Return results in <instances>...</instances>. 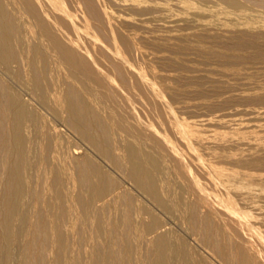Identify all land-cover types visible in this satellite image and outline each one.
<instances>
[{
    "label": "bare ground",
    "instance_id": "bare-ground-1",
    "mask_svg": "<svg viewBox=\"0 0 264 264\" xmlns=\"http://www.w3.org/2000/svg\"><path fill=\"white\" fill-rule=\"evenodd\" d=\"M165 1L162 2L161 0L160 2L158 0H0V264H264V259L260 256L259 252L256 251L259 248L254 249L251 244L246 243L247 240L245 241L243 235L242 236L240 235V233L243 234V232H241L242 231L241 227L242 224L245 222L244 219H246L248 214H244L242 216L240 214V216H238L239 214H237V210H236L237 207L235 208L234 206L236 202L235 203L231 201L225 202V200L224 201L220 200L218 201L219 203L216 204V208H214L213 205L209 206L210 204H207L205 200H203L207 197L206 195H205L206 197H204L203 195L204 197L203 199H200V197H198L199 199L198 202H193L189 200L190 199L189 196H191L193 192L191 190L193 189L190 190L191 194L190 195L188 194L189 195L187 196L188 199H186L185 196H183L182 194L183 192H181L182 187L180 188V186L178 185L179 183L178 184L175 183L176 185H174V186L178 185L179 186L178 189L164 187L165 184L163 185L162 183H160V181H158L157 178V172L159 170V166L156 157L157 156L160 157L159 156L160 153L159 155L156 154L158 151L156 152L155 150L156 157L154 158V156L148 155L146 154V152L144 153L141 148L139 149V147H141V145L144 144V141H141L143 142V144L139 141L140 138L139 136L137 140V143L138 141L139 143H141V145L139 144V147L135 146L134 143H132V140L131 142L118 143L117 145L119 147H117L116 149L121 150L124 153L121 156L117 155L116 153H114V147H112L113 145H111L113 141H116L117 136L114 140L111 139L112 137L110 136V131L106 127L108 122L105 121V119L106 118L108 119V117H105V119L102 121L100 119L103 118L102 116H105L104 113L103 115L101 114L102 113L101 111H103L101 104L105 98L110 99L113 97V95L115 97L120 92H124V91L127 92L128 89L130 90V87L132 86L131 85L132 78H139L137 77L138 76L137 72L139 73V71H142L143 76H145L144 70L141 69L142 67H139V65L138 67H136V65H134L132 62L136 60V59L133 60V57H135L134 55L136 53H139L143 57L152 55L154 58L161 60V62L165 66L172 68L176 67L181 69L182 71L183 68H181V59L178 57L180 56V54L178 55L176 51H173L175 50L173 48H171V50L169 49V46L173 47L174 45L171 43L172 44L171 46L170 42L168 41V40L171 41V38H173L171 36H178V35L180 36L181 34H185V33L195 36L197 38L199 45V46L197 45L196 48H199L198 50L201 52L202 57H206V58L210 57L212 59L214 58L220 62V66L221 65L224 66V69H219V71L216 73L217 75L219 74V76L225 75V77L226 76L229 77L230 75H232L233 77L234 75L241 73L242 70L244 71L245 70L244 65L246 64L256 65V63H263L264 65V18L263 19L261 18L260 21L262 22L260 23L256 21L259 23L256 24V22L252 21L253 18L251 17V15L250 17L249 16L247 17L246 14L247 18L243 16L245 17L246 20L237 23L235 22L237 18L235 21H233L234 19L233 17H232L233 19L232 18L228 19V17H231L232 15L230 16L229 13L224 12L225 14L224 17L221 16L222 18H224L223 21L221 18H219L220 15H222V12H220L221 13L220 15L217 14L219 12L218 8H216L217 10H214L215 7L213 9H205V7L207 5H210V3H207V5L205 4V7L203 5V8L202 7L200 8V5H202L200 3L202 2L199 1L198 4L199 7H198V5L195 6V3L194 5L192 4L194 1L192 3H187V0H182L185 3L181 4L182 5L181 8L185 12L184 13L182 12L183 14L177 16L174 15L173 17L169 15V13L171 14L173 12V11L169 12L171 11L169 10L170 2L167 1L168 3L167 2L166 3L168 5H166V3H164ZM172 1H173L171 2L172 4L171 3L170 4L173 6L175 3L174 0ZM175 1H180V0H175ZM206 1L209 2V0ZM212 1L214 2V0ZM216 1L223 2L224 4L222 5V7H226L224 6L225 4L227 6H230L231 7V8L229 7L230 10L232 8L233 9L235 8L237 10L245 8L243 10L247 12L249 10L246 9V6L252 4L264 8V0H219V1L216 0ZM178 6L176 7L177 9ZM220 6L221 5H217V7ZM212 7L208 6V8H212ZM176 8H171V9L174 10ZM175 12L177 11L175 10ZM262 12L264 14V11ZM174 13H172V15ZM199 13L209 17L214 16L215 18L212 17L213 19H208V17L206 18V16H204L206 19L204 18L198 19L197 18L198 15H200L201 17L203 16ZM249 13L250 12H248V14ZM251 14L254 15L255 13H251ZM263 14H260V16ZM217 15H219L218 18ZM258 17L257 18L254 17V18L258 19ZM153 21L156 22L155 24L158 25V27L162 28L163 30L165 29L167 33L161 36H159L158 34L157 36L151 34L155 29L154 26H156V25H152L154 28L152 30L151 23ZM184 23H186V25L187 23L190 24L187 26L192 25L194 31L181 32L182 30V28H180L181 24H183V26L181 27L186 28L184 26ZM186 29H185L186 31L191 30V29L188 30V28ZM174 38L177 39V37ZM159 40L160 41L163 40L164 42L161 43L162 41L159 42ZM165 42H167L168 44H165ZM174 42H176V40ZM176 43L178 44L179 42ZM174 46H175L174 48H177L176 44ZM145 47L146 48L153 47L154 49H157V53H159L158 50H161V52H163L164 50H168V53L170 51V55H167V53L166 55L164 54L157 55L154 54L155 51H153L152 49L151 52L149 51V53H147V51L144 49ZM178 53L180 52L178 51ZM201 54L199 53V55ZM136 58L139 59L140 57L137 56ZM187 58L189 57L187 56ZM156 59L155 60L152 59V60L156 61ZM144 60H142L143 64L145 62ZM138 64H142V63H138ZM162 67L159 66V68L163 69ZM125 70L128 71L127 73L128 75L127 74L126 75L127 77L130 75L129 78L131 80L127 79L126 76L124 77V74L127 72ZM210 70L213 69L210 68ZM249 72L250 71H248V73ZM122 73H124L123 76ZM163 76L165 77L166 75L164 74ZM167 76H169V74H167ZM173 77L176 78L175 76ZM232 77L230 78L231 80ZM258 77L262 78L261 76ZM194 78H195V82L198 83L199 86L205 82L202 77H195V74H194ZM236 78L235 81L237 82ZM250 78L251 79L249 81L251 82L249 83V81L247 80L248 85L246 84L247 87L249 86V84L250 87H252V90H250L251 88L249 89L250 92L248 93L245 92L239 97H236L235 95L234 97H230L233 96V94H230V96L228 97V95L226 96L225 94V98L226 97L228 98L226 99L224 98V101L223 100L221 101L229 104L228 102H230L231 99H232L231 101H233V99L235 100V98H239V100L241 101L255 100L261 103L263 102L262 103L263 106L262 105L259 106L257 108L258 110L255 108V110L258 111L257 112L258 119L259 118L263 119L264 116V82L263 81L264 80L262 82H258L254 74H252ZM260 78L258 79L260 80ZM146 79H148V77ZM135 80H136L135 82L138 81V79ZM165 80L164 82L169 81V80L166 81ZM228 80L227 82H225L226 80L223 81L218 76L216 77L208 76L207 81L208 83L212 82L213 85L211 83L209 84L214 86L215 91L220 92L222 90L227 89L228 87L230 90V86L232 85L228 84L229 83ZM241 82L238 81L240 85L243 84ZM112 83L117 87V91H114L115 92L114 94L109 93L107 88L108 84L111 85ZM134 83L133 85H135ZM141 83L142 81L138 83L140 85L137 84L139 88L142 85ZM145 84L148 85L147 83ZM196 86L198 85L196 84ZM133 87L131 88V90L133 89ZM169 87L171 86L169 85ZM111 89L112 88L110 87L109 90ZM182 89H184V87ZM239 89L241 88H238V90ZM139 90L142 91L141 89ZM139 90L137 89V91ZM151 90L154 92V90L157 89L154 88V90L153 89ZM159 91L160 90L158 89V92ZM212 91H213V87H212ZM133 93L135 92H132L130 94L133 95ZM145 93L146 92H143V95ZM148 93H146V95H148ZM155 93H152L150 95H153ZM221 93H223V91ZM224 93L220 96H224ZM126 94L128 97L131 96L130 94L128 95V93ZM136 94L137 93H135L130 98L132 99L134 96L136 98V96L138 95ZM140 95L142 97V93H140ZM160 95L162 97L161 98L162 100L160 99V101H163L164 99V97L162 96L163 93ZM214 95H216V93ZM154 96L156 95H153L152 98H154ZM117 97L115 98L117 99ZM156 97H160V96H156ZM142 98H145L146 100V96ZM148 98H150V96H148ZM175 99H177V97ZM117 100L121 101L122 99H120L119 97V99ZM173 101L175 103L176 100ZM252 102L253 101H250V103ZM139 103H141V101L138 102V104ZM210 103L209 106H212L210 105ZM243 103L244 101H242V105ZM122 104H124V102ZM134 104L132 103L131 105ZM221 104L222 103H220V105ZM227 104H223V105L227 106ZM258 104L260 105V103ZM232 105L234 106L235 104ZM255 105L257 104L255 103ZM124 107H125L124 109H130V108H126V105H124ZM132 108L135 107L132 106ZM108 109H106V112ZM115 109L114 112H116ZM139 110L141 111V109ZM161 113L159 114L161 115ZM253 113L255 112H252L251 116L253 115ZM257 113L255 114L257 115ZM133 114L135 116L136 111L135 113L133 112ZM137 116L138 117H135L136 120L139 118V115ZM168 116L166 117L167 119L170 118V117L168 118ZM255 117H251V119ZM112 118L113 116L111 117V120L116 119L117 117L113 119ZM234 118L235 117L233 116V119ZM142 119L143 118H141L140 120L141 122L144 123L145 121L144 119L142 121ZM205 119L207 118H204L203 120ZM111 120L109 122L114 121ZM118 120H119V116L117 118V121ZM221 120L223 121L222 118ZM103 121H105L106 124ZM167 121H169L170 125L171 124L174 125V123L176 122V120L174 122L173 119L171 123L170 120ZM207 121H208L207 123L209 124V122H214V121L220 122V119L218 118L207 119ZM222 121L221 123L225 124ZM124 122H125L124 126L126 127L127 123L126 121ZM179 122H180V118H179ZM177 123L178 122H176V124ZM180 123L182 124V122ZM183 123L186 124V122ZM216 123L218 124V122ZM117 124L118 123L116 122L115 126ZM136 124H133V126L135 127ZM228 124L229 123H227V125ZM236 124L238 125V122ZM190 125L191 124H189V126ZM119 126L120 125L118 124V127ZM130 126L132 125L130 124ZM180 126L182 125L179 124L178 127ZM241 126H243V124ZM247 126H249V124H247ZM182 127L184 128L185 125ZM182 127H180V129ZM205 127L208 128L209 126L208 127L205 126ZM224 127L226 126H223V128ZM120 128L121 127H119V129ZM228 128H230L229 125ZM236 128L240 129L239 127ZM242 128L243 127H241V129ZM245 128L243 129L246 132L247 130H245ZM248 128H250L253 131V129L250 126ZM134 129L137 130V127H135ZM131 130H133V128ZM145 130L146 128L144 129V132H146ZM173 130L171 128V132ZM120 131H121L120 133L121 135L124 129L123 130L120 129ZM127 131L129 130L127 129ZM186 131L184 128L183 132L185 133ZM192 131L197 132V130H192ZM139 132H142L141 135L143 136L144 133L142 128L141 131ZM157 132H160V130L159 131L157 130ZM226 132L228 131H224V133ZM153 133H155V131ZM161 133L163 134V132ZM250 133L252 134V132ZM155 134L154 135L151 134V135L155 137L158 133L156 135ZM171 134L173 136L174 133ZM190 134L191 132L188 133V135ZM146 135L147 133L144 134V136ZM165 135L167 134H165L164 132V136L162 135L164 139H166ZM179 135L180 134H178V136ZM181 135L183 136V134ZM194 135L196 134H193V136ZM241 135H242L241 137H243L244 134ZM178 136L175 137L178 138ZM213 136L223 139V137H227L228 135L216 133L215 131ZM254 136L255 135H253V137ZM196 137L197 136H195L194 139H196ZM188 138L192 139L190 137ZM153 139H157V138H153ZM194 139H192V141ZM243 139H245L243 141H246V138L243 137ZM158 140L160 141V139H157V142ZM255 140L257 141L259 139H255ZM260 140L263 139L260 138ZM190 141L191 140H189V142ZM151 142L153 143L152 140ZM249 142L253 143V140L251 141L249 140ZM191 143L192 142L188 144L190 145ZM213 143L215 145L214 141ZM230 143L232 142L230 141ZM235 143L233 144V146L235 145ZM146 145L147 144H145V147H148V149H150L149 146ZM155 145H158V143ZM219 145H221L220 142ZM243 145L247 146L248 143L246 145L245 144ZM163 146L162 147L160 146V148L163 149L164 148ZM174 146L176 147V145H173L172 143V147ZM226 146L228 147V145ZM250 146L248 145V149ZM262 146L264 147V144H262ZM203 147H205V145ZM169 148H171V146ZM177 148L174 150L176 151ZM198 148L200 149L201 147L199 146ZM164 149L163 151L169 150L167 148L166 150ZM210 150L211 149L209 148V153L211 152ZM233 150L234 149H232V151ZM239 150L241 151V149ZM232 151H230V153H232ZM235 151L234 153H239ZM150 152H152V149ZM251 152L252 151H250V153ZM202 153L203 151L201 152V154ZM167 154H163L166 155L165 160L167 159V157L168 159H170L171 155H173V154H169L170 156L169 157ZM177 154L180 153L178 152ZM254 155H257V152L256 154L254 153ZM173 156L176 157L175 154ZM231 158L233 159V157ZM163 159L164 158L160 159L161 162L159 161L162 166L161 169L166 167L164 165L165 163ZM173 159L170 160L173 161ZM217 159H215V161ZM225 159H226V155H225ZM260 159L261 158H259L258 160L256 159L257 161H259V163L257 164L258 166H260L262 160ZM177 160H174L173 163H176L175 161ZM227 160L224 161L226 162ZM246 160L247 163L250 164L248 162L249 159ZM217 161L220 162L219 160ZM236 161L238 162V160ZM162 162L164 164H162ZM218 162L217 164L219 166V164L223 161H221L220 163ZM240 162L238 163L240 164ZM173 163L171 162L172 164L171 166L175 168V165L178 163H176L175 165H173ZM220 165L223 166V164ZM250 166L253 165L251 164ZM179 167L180 165L178 166L177 169H179ZM223 167L221 169H223ZM109 169L113 171L114 169L119 170L124 175V177L122 176L123 183L118 182L119 180H117V178H114L111 175ZM237 169L235 171H237ZM162 170L160 172H162ZM166 171L167 169H165L164 172ZM169 171L167 172L171 173L172 170L169 169ZM39 172L40 173L42 172L43 175L40 174ZM164 172L163 174L164 176H166L165 174L167 173ZM180 172L182 174V171ZM180 172L179 175H181ZM218 172L220 173V171ZM237 172H239V169ZM38 173L44 176V178L43 177L39 178L41 182L43 180L42 183H38V176H37ZM190 173L192 172L190 171ZM190 173L187 174L191 175ZM227 173L228 171L226 172V174ZM172 174L174 175V173ZM183 174H185L184 177H186V173L183 172ZM204 174L205 173L203 172V175ZM226 174L222 173V175H225V177L224 176L222 177H224L225 179L224 178L223 179L226 182H228L229 179L227 180L228 176L226 178ZM233 176L236 175L233 174ZM179 177L181 178V176ZM238 177H241V175ZM196 180H194L195 183L192 181L191 182L194 183L195 185L197 182ZM262 180H264V178ZM230 181H234V180L231 179ZM161 184L163 185V188H161L162 186ZM199 184L200 183H198V185ZM198 185L196 184V186ZM246 185L245 184L244 186L238 185L236 188L238 189V191H240V193L245 192L247 194V192H249L250 194L251 192L253 193L252 194L253 196L251 197L249 195L243 194L242 200L240 199V197H238V199L241 200L240 202H242L243 204H249L251 205V207L258 206L264 208V189L263 190L261 189L262 184L256 185L258 187H253V186L247 187ZM190 186L192 185L190 184ZM190 186L187 188H190ZM201 188L205 189L203 188V186H201ZM196 189L198 191L201 190L198 186V188L194 189L195 193L198 192ZM233 189L231 191L235 193L234 191L235 189L234 190ZM186 190L188 191V189ZM201 192H203V190ZM201 192H198V194ZM202 194L205 193L203 192ZM195 195L197 196V194H194V196ZM194 196H191V199H193ZM253 198H255L256 200ZM207 200L208 197L206 201ZM231 200L233 201V197ZM262 216H264L263 209L261 212H258L257 210L256 214L254 215L256 219H260V220ZM189 220H193L194 222L197 221L199 223L198 225L201 224L202 226L201 229L203 228L204 230V232L201 233L202 234L204 233L205 235L203 237L202 234L201 235L199 234L201 237H203V239L201 240V238L200 237L199 238L201 241H203L204 244L207 245L208 248H210L209 249L211 250V252L209 251L210 253L206 251L207 250L206 247H205L206 249L202 247L203 250L200 248V251L197 250L196 248L194 249L189 242L190 238L187 237L189 235L187 236L185 235L188 239H184L183 237L181 238V236H179L180 234L183 233H180L178 235L179 231L177 230L182 227H179V225L176 224L175 222L179 221L184 223ZM249 221L250 220H248V222ZM190 223L191 222H189V224ZM174 225L176 227H174ZM186 225H184L183 227L185 228ZM255 226H257V224ZM170 227H172L173 230L170 229ZM189 227L190 226H188V228ZM191 227H194L193 224L191 225ZM199 227L197 228L199 229ZM197 228L195 229L196 231L198 230ZM192 230L194 232V228ZM192 230L191 231L188 230V234L189 232H191L192 235L194 233H197V232L193 233ZM257 235L256 238H258ZM261 237H263V235ZM197 238H195V240ZM250 238L254 239V237L251 236ZM261 239L264 240V238ZM260 240L259 242H261Z\"/></svg>",
    "mask_w": 264,
    "mask_h": 264
},
{
    "label": "rangeland",
    "instance_id": "rangeland-1",
    "mask_svg": "<svg viewBox=\"0 0 264 264\" xmlns=\"http://www.w3.org/2000/svg\"><path fill=\"white\" fill-rule=\"evenodd\" d=\"M158 1H160L161 2V0H158ZM163 1H165V0H162V2ZM173 2L172 0H166L164 3H166V2ZM194 1V2H193ZM197 1V2H196ZM199 1L200 2H202V3H200V4H202V5H200V8L202 7L203 8V5H204V7H205V4L207 5V3H210V5H207L206 7H205V9H213L214 7H215V9L214 10H217L216 8H218V13L217 14H221L220 12H222V15H220V17L219 18H221L222 20L224 19V18H222V17H224V12H227V13H229V15L231 16V17H228V19H230V18H232L233 19V21H235L236 20V18H237V20L235 21V22H237V23H240V22H242V21H244V20H246L245 19V17H246V14H247V17L249 16L250 17V15H251V17L253 18L252 19V21L253 22H256V21H258L259 23L260 22H262V21H260L261 20V18L263 19L264 18V14H263V12L262 11H264V8H262L261 6H255V5H247L246 6V9H248L249 11H247V12H245V10H243V9H245V8H243V9H239V10H237V9H231L230 10V6H227L226 4L224 5V6H226V7H222V5L224 4L223 2H220L219 0V2H217L216 0H214V2H216V3H218V4H216V3H214L212 0H209V2L208 1H206V0H204V1H202V0H187V3H192L193 5H194V3H195V6L196 5H198L199 4ZM206 1V2H205ZM212 1V2H211ZM167 2V3H168ZM179 2V3H178ZM182 2V3H181ZM166 3V5H168ZM169 3V6H170V9H169V6H168V9L169 10H171V11H169V12H172V13H174L175 12V10L178 12V14H177V12H175L173 15H172V13L170 14L169 12V15H171V16H173L174 17V15H180V14H183L185 11L181 8L182 7V5L181 4H183V3H185L184 1H182V0H180V1H175L174 0V5L172 6L171 4ZM204 3V4H203ZM211 3H214V4H211ZM221 3V4H220ZM179 5V6H178ZM181 5V6H180ZM217 5H221L220 7H217ZM172 6V7H171ZM178 6V9L176 8ZM208 6L209 7H212V8H208ZM250 6V7H249ZM198 7H199V5H198ZM230 7V8H229ZM171 8H176V9H171ZM179 8H180V10H182V11H180L179 10ZM224 8V9H223ZM260 8V9H259ZM261 9H263V10H261ZM221 10V11H220ZM225 10V11H224ZM242 12H241V11ZM238 11H239V13H238ZM256 11H257V13H260V12H262V13H260V14H263V15H261L260 16V14H257L256 13ZM260 11V12H259ZM180 12V13H179ZM183 12V13H182ZM232 12H234V13H232ZM248 12H250L249 14H248ZM231 13V14H230ZM239 15H237V14ZM251 13H255L254 15H256L257 17H258V15H259V17H258V19H255V18H257L256 16H254V15H252ZM199 14H201V13H199ZM235 14H236V16H235ZM245 14V15H244ZM201 15H203L202 17L200 16V15H198V19H202V18H204V19H206L207 17H208V19H213V18H215L214 16H206V15H204V14H201ZM219 15H217V18H218V16ZM242 15V16H241ZM204 16H206V18L204 17ZM222 16V17H221ZM243 16H245V17H243ZM255 18H254V17ZM201 17V18H200ZM241 17H242V19H241ZM246 17V18H247ZM240 18V19H239ZM203 19V20H204ZM255 19V20H254ZM224 21V20H223ZM258 22H256V24H259ZM154 23V24H153ZM156 22H152L151 23V27H152V30L154 29L153 28V26L152 25H156L155 24ZM187 25H190L189 23H187ZM186 25V23H184V26L186 27V28H188V30H190V31H186L187 29L186 28H184V27H181V26H183V24H181V26H180V28H182V30H183V28H184V30L182 31L181 30V32H193L194 31V28H192V25L191 26H187ZM155 27V29H156V31H155V29L153 30V32L151 33V34H154V35H156L157 36V34L159 35V36H161V35H165L167 32L165 31V29L163 30L162 28H160V27H158V25H156V26H154ZM191 27V28H190ZM186 29V30H185ZM159 33H158V32ZM164 31H165V33H164ZM155 32V33H154ZM186 37H185V36ZM187 36H190V37H187ZM193 35H191V34H181L180 36L178 35V36H171V37H173V38H171V41L170 40H168L169 42H170V45L172 46V44H176L177 45V48H174L175 46L173 45V47H170L169 46V49L171 50V48H173V49H175V50H173V51H176L177 52V54L179 55L180 54V56H178L180 59H181V68H183L182 69V71H181V69H179V68H176V67H168V66H165L162 62H161V60H158V59H156V58H154L152 55V57L149 55V56H142V55H140L139 53H136L134 56L135 57H133V60L134 59H136V60H134V61H132L133 62V64L134 65H136V67H138V65H139V67H142L141 69L142 70H144V75L145 76H143V72L142 71H139V73L137 72V74H138V76L137 77H139V78H132V86L130 87V90L128 89L127 90V92H120L119 94H117L115 97H117V96H119L120 97V99H122L121 101L120 100H117V99H119V97H117V99L114 97V95H113V97L112 98H110V99H107V98H105L104 99V101L102 102V110L103 111H101L102 113V115H103V113H104V115L105 116H102L103 118H100L101 119V121L102 120H104L105 119V117H108V119L106 118L105 119V121L106 122H108V124L106 125V127H107V129L110 131V136L112 137L111 139L112 140H114L115 138H116V136H117V138H116V141H113L112 142V144L111 145H113L112 147H114V153H116L117 155H119V156H121L124 152L123 151H121V150H117L116 148L117 147H119L117 144L118 143H123V142H131V140H132V143H134V145L135 146H137V147H139V144L141 145V143L143 144V142H141V141H144V146L143 145H141V147H139V149L141 148L142 150H143V152L145 153L146 152V154H148V155H151V156H154V158L156 157L155 155L156 154H158L159 155V153H160V157H156V159H157V162H158V166H159V170H158V172H157V178H158V181H160V183H162L163 185L165 184V186L164 187H170V188H172V189H178L179 188V186H180V188L182 187V189L185 191L186 189H188V191L186 190L185 192L181 189V192H183L182 194H183V196H185V198L186 199H188L187 198V196H189L190 194H191V191H195L194 189L195 188H198V186H199V188L201 189V190H197L198 192H201L202 190H203V192L205 193V194H202L203 192H201V193H199L198 194V192H194V194H197V196L195 195L194 196V194H193V192H192V194H191V196H194L193 197V199H191V196H189V200H191V201H193V202H198L199 201V199H198V197H200V199H203L204 197H208V200L206 201V199H207V197L205 198V199H203V200H205V202L207 203V204H210L209 206H211V205H213V207L214 208H216V204H218L219 202L218 201H220V200H222V201H224L225 200V202H236L235 203V208H236V210H237V214H239L238 216H240V214H241V216L242 215H244V214H248L247 215V217H248V219H247V217H246V219H244V225L242 224V231L241 232H243V234H241L240 233V235L242 236L243 235V237H244V239H245V241L247 240V242L246 243H248V244H251L252 245V247L255 249H257V248H259V249H257L256 251L257 252H259V254H260V256L264 259V251H262V250H264V240H262L261 238H264V216H262L261 217V220L260 219H256L255 217H254V215L256 214V212H257V210H258V212H261L262 211V209L264 210V208L263 207H258V206H253V207H251V205H249V204H243L242 202H240L243 198V194L244 195H249V196H253L252 194L253 193H251L250 192V194H249V192H247V194L245 193V192H241L240 193V191H238V189L236 188L238 185H241V186H244V184L247 186V187H251V186H253V187H258V186H256V185H261L262 187H261V189L263 190L264 189V180H262L263 178H264V147L262 146V144H264V121H263V119H264V116H263V119L262 118H259L258 119V107L259 106H263V102L261 103V102H258V101H255V100H242V101H244V103H243V105H242V101L241 100H239V98H235V100L233 99V101H231L230 100V102H228L229 104H227V103H224L223 101H224V98H225V94H226V96L228 95V97L230 96V94H233V96H230V97H234V95L236 96V97H239V96H241L243 93H248V92H250V90H252V87H250V84H249V88L247 87V85H248V81L251 79L250 77H251V75L252 74H254L255 75V78H256V80L258 81V82H262L263 80H264V65H263V63H256V65L255 64H246V65H244V71L242 70H240L241 71V73H238L237 75H234L233 77H232V75H230L229 77H225V75H221V76H219V74L217 75L216 73L219 71V69H224V66L223 65H221L220 66V62L218 61V60H216V59H212V58H210V57H202V54H201V52L198 50L199 48H196L197 47V45H198V41H197V38L195 37V36H193ZM174 37H177V39L176 38H174ZM179 38H181V39H179ZM176 40V42H179L178 44L176 43V42H174L175 40ZM179 39V40H178ZM182 39H185V40H182ZM195 39V40H194ZM173 40V41H172ZM194 40V41H193ZM162 41V42H161ZM159 40V42H161V43H163L164 41L163 40ZM186 42V43H185ZM189 42H190V44H189ZM172 43V44H171ZM189 44V46H188V44ZM165 44H168L167 42H165ZM192 44H194V45H192ZM191 45V46H190ZM149 46V45H148ZM148 46H146V47H148ZM182 46H184V47H182ZM187 46H188V48H187ZM193 46H195V47H193ZM199 46V45H198ZM144 48L146 51H147V53H149V51L151 52V49L153 50V51H155V53L154 54H157V55H162V54H164V55H166V53H167V55H170V51H169V53H168V50H164L163 52H161V50H158L159 51V53H157V49H154L153 47L152 48ZM190 47H192L193 48V50H192V48H190ZM150 49V50H149ZM177 49V50H176ZM184 49H185V51H184ZM197 49V50H196ZM187 50V51H186ZM189 50H190V52H189ZM197 52H195V51ZM178 51L180 52V53H178ZM183 51V52H182ZM193 52H195V53H193ZM201 54V55H199V53ZM182 53V54H181ZM188 53H190V54H188ZM192 53V54H191ZM195 54V55H194ZM197 55V56H196ZM137 56H139L140 58L138 59V58H136ZM187 56L189 57V58H187ZM143 57V58H142ZM186 57V58H185ZM210 58V59H209ZM140 59H142V60H144L145 62H144V64L146 65H144L143 64V61L142 60H140ZM152 59H156V61H153ZM197 59H198V61H197ZM152 61V62H150V61ZM196 60V61H195ZM201 62H200V61ZM206 60V61H205ZM142 61V62H141ZM182 61H183V63H182ZM149 62H150V64H149ZM205 62H207V63H205ZM215 64H218V65H215ZM138 63H142V64H138ZM152 63V64H151ZM155 64V65H154ZM184 65V67H183V65ZM191 65V66H189V65ZM199 64V65H198ZM141 65V66H140ZM158 65V66H157ZM163 67H162V66ZM262 65H263V67H262ZM143 66H145V67H143ZM159 66L160 67H162L163 69H161V68H159ZM192 66H193V68H192ZM198 66H200V67H198ZM204 66H206V67H204ZM210 66V67H209ZM249 66V67H248ZM158 67V68H157ZM202 67V68H201ZM204 67V68H203ZM172 68V69H171ZM210 68L211 69H213V70H210ZM216 70H215V69ZM257 68H259V69H257ZM261 68H263V69H261ZM156 69V70H155ZM166 69H167V71L169 70V69H171V70H169L170 71V73H169V71L167 72L166 71ZM175 69V70H174ZM148 70V71H147ZM174 70V71H173ZM180 70V71H179ZM208 70V71H207ZM247 70V71H246ZM256 70V71H255ZM125 71H127V70H125ZM147 71V72H146ZM163 71V72H162ZM178 71V72H177ZM248 71H250L249 73H248ZM253 71V72H252ZM258 71V72H257ZM124 72V71H123ZM175 72V73H174ZM177 72V73H176ZM193 72V73H192ZM210 74H209V73ZM260 72V73H259ZM125 73V72H124ZM124 73H122V76H123V74ZM128 73V71L124 74V77L126 76L127 77V74ZM162 73H163V75L165 74L166 76L164 77L163 75H162ZM181 73V74H180ZM243 73H245V74H243ZM246 73H247V75H246ZM127 74V75H126ZM142 74V75H141ZM167 74H169V76H167ZM194 74H195V77H202L203 79H204V83H205V86H204V83L203 84H201L200 86H199V84L198 83H196L195 82V78H194ZM216 74V75H215ZM159 75H161V76H159ZM198 75V76H197ZM239 75V76H238ZM244 78V79H246V80H244L241 76ZM262 75H263V77H262ZM142 76V77H141ZM148 77V79H146L147 77ZM151 76V77H150ZM173 76H175L176 78H174ZM208 76H218L219 78H221L223 81H225V82H227V80H228V78H229V83L228 84H230V85H232V86H230V90H229V87L227 88V89H225V90H222L223 91V93H224V96H220V95H222L223 93H221L222 91H220V92H217V91H215L214 90V86H212L213 85V83L212 82H209V83H211L212 85H210L209 83H208ZM236 76H237V78H236ZM245 76V77H244ZM258 76H261L262 78H260V77H258ZM120 77V76H119ZM130 75L127 77V79H129V80H131L130 78ZM145 79H144V78ZM155 77V78H154ZM179 77V78H178ZM183 77V78H182ZM188 77H189V79H188ZM191 77H192V79H191ZM232 77V80L230 79ZM247 77V78H246ZM249 77V78H248ZM142 80H141V79ZM163 80H162V79ZM187 80H186V79ZM235 78H236V80H237V82L235 81ZM241 79V81H240V79ZM258 78H260V80L258 79ZM135 79H138V81L140 82V81H142V88H141V86H140V88H139V86H137V84L139 83L138 81L137 82H135L136 80ZM169 80L168 82L166 81V80ZM183 79H184V81H183ZM190 79H191V81H190ZM206 79V80H205ZM225 79V80H224ZM262 79V80H261ZM143 80H145V81H143ZM149 80V81H148ZM164 80L167 82H164ZM172 80V81H171ZM248 80V81H247ZM135 83H134V82ZM154 83H152V82ZM162 81V82H161ZM238 81L239 82H241V83H243V84H241L240 85V83H238ZM150 82V83H149ZM158 82V83H157ZM193 82V83H192ZM207 82V83H206ZM231 82V83H230ZM251 81H249V83H250ZM264 82V81H263ZM133 83L135 84V85H133ZM145 83H147L148 85H149V87L151 88V89H153L154 90V88H156L157 90H154V92L148 87V85H146ZM169 83V84H168ZM107 84V83H106ZM145 84V85H144ZM150 84H151V86L152 87H154V88H152L151 86H150ZM196 84L198 85V86H196ZM207 84V85H206ZM247 84V85H246ZM138 85H140V84H138ZM155 85V86H154ZM159 85V86H158ZM168 85V86H167ZM169 85L171 86V87H169ZM185 85V86H184ZM193 85V86H192ZM109 86V87H108ZM108 86H107V88H108V91H109V93H115L114 91H117V87L112 83L111 85L110 84H108ZM113 86V87H112ZM133 86H137L136 87V89H135V87H133ZM146 86V87H145ZM176 86V87H175ZM177 86H178V88H177ZM181 86V87H180ZM195 86V87H194ZM203 86H204V88H203ZM213 87V91H212V87ZM246 86V87H245ZM110 87L113 89H111V90H109L110 89ZM133 87V89L131 90V88ZM160 87V88H159ZM184 87V89H182ZM234 87V88H233ZM241 88V89H239L238 90V88ZM148 88V89H147ZM187 88V89H186ZM193 88H194V90H193ZM199 90H198V89ZM208 88V89H207ZM211 88V89H210ZM233 88V89H232ZM245 90H244V89ZM251 88V89H250ZM136 91H135V90ZM137 89L139 90V89H141L142 91H137ZM158 89L160 90L159 92H158ZM166 89V90H165ZM184 90V91H181V90ZM235 89V90H234ZM250 89V90H249ZM134 90V91H133ZM144 90V91H143ZM145 90H149L148 92L147 91H145ZM202 92H201V91ZM229 90V91H228ZM232 90H233V92H232ZM128 91H130V92H128ZM135 92V93H142V97H145L146 96V100H145V98H142L141 97V95H140V93L136 96V98L138 97H140L139 99H141V100H139L138 98L136 99L135 98V96L131 99L130 97H132L135 93H133V95H131L130 93H132V92ZM152 91V92H151ZM158 93H157V92ZM166 91V92H165ZM167 91H169V92H167ZM199 91V92H198ZM209 91V92H208ZM143 92H146V93H148V95H146V93L143 95ZM156 92V93H155ZM163 93V97H164V99H163V101H160V99L162 98L161 97V95L160 94H162ZM173 92V93H172ZM124 93H125V95H124ZM126 93H128V95L130 94L131 96H127V94ZM152 93H155V94H153V95H156V96H160V97H156V96H154V98H152L153 97V95H150V94H152ZM172 93V94H171ZM216 93V95H214ZM220 93V94H219ZM228 93V94H227ZM159 94V95H158ZM184 94V95H183ZM238 94V95H237ZM121 95V96H120ZM127 96V97H126ZM148 96H150V98H148ZM218 96V97H217ZM169 97V98H168ZM173 97V98H172ZM177 97V99H175V98ZM179 97V98H178ZM194 97V98H193ZM201 97V98H200ZM207 97V98H206ZM210 97V98H209ZM221 97H222V99H221ZM228 97H226V98H228ZM114 98V99H113ZM126 98H127V100H126ZM156 98V99H155ZM159 98V99H158ZM170 98H172V99H170ZM183 100H182V99ZM210 100H209V99ZM225 98V99H226ZM144 99V100H143ZM155 99V100H154ZM208 99V100H207ZM124 100V101H123ZM132 102H131V101ZM159 100V101H158ZM162 100V99H161ZM173 100H176L175 101V103H174V101ZM186 100V101H185ZM193 100V101H192ZM213 100V101H212ZM215 100V101H214ZM221 100H223V101H220ZM115 101V102H114ZM140 102L141 101V103H139L138 104V102ZM185 101V102H184ZM195 101H197V102H195ZM235 101V102H234ZM250 101H253L252 103H250ZM124 102V104H122V103ZM130 102V103H129ZM136 102H137V104H136ZM161 102V103H160ZM177 102V103H176ZM211 102V103H210ZM216 102V103H215ZM219 102V103H218ZM248 102V103H247ZM134 104V105H131V104ZM166 103V104H165ZM171 103V104H170ZM174 105H173V104ZM182 103V104H181ZM198 103H199V105H198ZM209 103H210V105H212V106H209ZM216 105H215V104ZM220 103H222L221 105H220ZM235 104L234 106L232 105V104ZM255 103L258 105H255ZM258 103H260V105L258 104ZM105 104V105H104ZM122 104V105H121ZM150 106H148V105ZM150 104H152V105H150ZM176 104V105H175ZM186 104V105H185ZM196 104V105H195ZM223 104H227V106L226 105H223ZM124 105H126V108H130V109H124L125 107H124ZM171 105H172V107H171ZM194 105V106H193ZM206 105V106H205ZM231 107H229V106ZM113 106V107H112ZM122 106H123V108H122ZM132 106H134L135 108H132ZM143 106H144V108H143ZM152 106V107H151ZM153 106H156V107H153ZM160 106H161V108H160ZM169 108H168V107ZM175 106V107H174ZM177 106V107H176ZM202 106V107H201ZM206 108H204V107ZM215 106V107H214ZM217 106V107H216ZM220 108H219V107ZM112 107V108H111ZM116 109H115V108ZM118 107V108H117ZM148 107V108H147ZM174 107V108H173ZM249 107V108H248ZM109 108V109H108ZM152 108H155V109H152ZM204 108V109H203ZM214 108V109H213ZM255 108L257 109V110H255ZM106 109H108L107 110V112H110L111 113V115L113 116V118H118V116H119V120L117 121V118L116 119H113V120H111V115H110V113H107L106 112ZM114 109H115V111L116 112H114ZM132 109V110H131ZM134 109V110H133ZM139 109H141V111L139 110ZM171 109V110H170ZM213 109V110H212ZM249 109H250V111H249ZM124 110V111H123ZM152 110V111H151ZM157 110H159V111H157ZM161 110V111H160ZM208 110V111H207ZM227 110H229V111H227ZM234 112H233V111ZM251 110H252V112H255V113H257V115L255 114V113H253V115L251 116ZM255 110V111H254ZM122 111V112H121ZM135 111H136V114L137 113H139V114H137V115H139V118L136 120V118L135 117H138L136 114H135V116H134V114H133V112L135 113ZM149 111V112H148ZM247 111V112H246ZM125 112V113H124ZM163 113V115H162V113ZM250 114H249V113ZM144 113V114H143ZM159 113H161V115L159 114ZM234 115H233V114ZM243 115H242V114ZM100 114V115H101ZM126 114H128V115H126ZM169 116H168V115ZM235 117L234 119H233V116ZM110 115V116H109ZM142 117H141V116ZM155 115V116H154ZM165 115V116H164ZM128 116V117H127ZM159 116H160V119H159ZM163 116V117H162ZM168 116V118L169 119H167L166 117ZM194 116V117H193ZM244 116V117H243ZM256 116V117H255ZM122 117H125V118H122ZM147 119H146V118ZM223 119V121L221 120V118ZM232 117V118H231ZM246 117V118H245ZM251 117H255V118H253V119H251ZM126 118H127V120H126ZM141 118H143L144 119V121L147 123H143V122H141ZM162 118V119H161ZM177 118V119H176ZM179 118H180V122H182V124L179 122ZM191 118V119H190ZM200 118H207V119H216V118H218V119H220V122L219 121H214V122H209V124L207 123L208 121H207V119H205V120H203V119H200ZM240 118V119H239ZM143 119H142V121H143ZM148 121H146V120ZM172 119H173V121L175 122V120H176V122H178L177 124H176V122L174 123V125H170L169 124V121H167V120H170V123L172 122ZM198 119V120H197ZM258 119V120H257ZM113 121V122H109V121ZM141 122V124H140V122ZM164 120V121H163ZM181 120H183V121H181ZM189 120V121H188ZM196 120V121H195ZM199 120H201V121H199ZM235 120H236V122H235ZM252 120V121H251ZM105 121H103L105 124H106V122ZM124 121H126V127L124 126V124H125V122ZM127 121H129V122H127ZM203 121V122H202ZM206 121V122H205ZM221 121L222 122H224L225 124H223V123H221ZM243 121V122H242ZM260 121V122H259ZM263 121V122H262ZM116 122L120 125L119 127H121L120 129H124V131H122V134L120 135V133H121V131H120V129H119V127H118V124L115 126V124H116ZM121 122V123H120ZM131 122H134V123H131ZM137 122H139V123H137ZM152 122V123H151ZM183 122H186V124L185 123H183ZM190 122V123H189ZM216 122H218V124H219V126H218V124L216 123ZM238 122V125L236 124ZM240 122H242V123H240ZM262 122V123H261ZM111 123H114V124H111ZM137 123V124H136ZM193 124L192 126H191V129H190V126H189V124ZM211 123V124H210ZM227 123H229L228 125H229V127L230 128H228V125H227ZM244 123H245V126H244ZM130 124L133 126V124H136V126L135 127H137V130L136 129H134L135 127L133 126H130ZM157 124V125H156ZM179 124L180 125H182V126H184L185 125V131L187 130V129H190V130H187L186 132H187V135H188V133L189 132H191V136L190 135H188V137H190V138H192V139H194L195 138V136H197L196 137V139H194L193 141H192V139H189L188 137H187V135H186V132L184 133L183 131H184V128L182 127V126H180V127H182L181 129L183 130H181L180 129V127H178L179 126ZM201 124H204V125H201ZM206 124V125H205ZM213 124V125H212ZM226 126V127H224L223 128V126ZM236 124V125H235ZM243 124V126H241ZM247 124H249V126L253 129V131L250 129V128H248L249 126H247ZM258 126H257V125ZM110 125V126H109ZM113 125V126H112ZM127 125H129V126H127ZM154 125V126H153ZM169 127H168V126ZM187 125V126H186ZM220 125H221V127H220ZM233 125V126H232ZM259 125H260V127H259ZM205 126H209L208 128H206ZM216 126V127H215ZM247 126V127H246ZM263 126V127H262ZM110 127V128H109ZM111 127H112V129H111ZM133 128V130H131L132 128ZM189 127V128H188ZM195 127V128H194ZM214 127V128H213ZM233 127V128H232ZM236 127H239L240 129H238V128H236ZM241 127H243V128H245V130H247L246 132L244 131V129L242 128L241 129ZM125 128H126V130H125ZM141 128H142V130H143V133L144 134H146L147 133V135L146 136H144V134H143V136L141 135L142 134V132H139V131H141ZM146 128V132H144V129ZM171 128H172V132H171ZM212 128V129H211ZM219 130H218V129ZM118 129V130H117ZM127 129L129 130V131H127ZM148 129H150V130H152V131H150V130H148ZM217 129V130H216ZM225 129V130H224ZM230 129H231V131H230ZM238 129V130H237ZM250 129V130H249ZM136 130V131H135ZM157 130L159 131L160 130V132H157ZM170 130V131H169ZM192 130H197V132L195 133L194 131H192ZM233 130V131H232ZM120 131V132H119ZM125 131H126V133H125ZM132 131H133V133H132ZM147 131H149V132H147ZM155 131V133L157 134H155V133H153ZM177 133H176V132ZM215 131H216V133H221V134H227L228 136L227 137H223V139L222 138H217V137H214L213 135H214V133H215ZM223 131V132H222ZM224 131H228V132H226V133H224ZM239 131V132H241V133H237V132ZM249 131V132H248ZM119 132V133H118ZM124 132V133H123ZM129 132V133H128ZM131 132V133H130ZM161 132H163V134L161 133ZM164 132H165V134H167V135H165V138L166 139H164ZM174 133L173 134V136H172V134L171 133ZM193 132V133H192ZM230 132V133H229ZM231 132H234V133H231ZM250 132H252V134L250 133ZM263 132V133H262ZM199 133H200V135H199ZM204 133V134H203ZM211 133V134H210ZM229 133V134H228ZM246 133V134H245ZM250 133V134H249ZM123 134H125V135H123ZM140 134V135H139ZM156 135L155 137L154 136H152V135ZM161 135V137H160V135ZM176 134V135H175ZM178 134H183V136L181 135H179L178 136ZM193 134H196V135H194L193 136ZM207 134V135H206ZM233 136H232V135ZM241 134H244L243 135V137L244 138H246V141H243V140H245V139H243V137H241L242 135ZM248 134V135H247ZM123 135V136H122ZM136 135H138V136H136ZM178 136V138H176L175 136ZM199 135V136H198ZM231 135V136H230ZM245 135H246V137H245ZM253 135H255L254 137H253ZM133 136H134V138H133ZM139 136H140V138L142 139H140L139 138ZM142 136V137H141ZM148 136V137H147ZM149 136H150V138H149ZM152 136V137H151ZM184 136H186V137H184ZM249 136H252V137H249ZM262 138L263 140H260V138ZM262 136V137H261ZM128 137V138H127ZM144 137V138H143ZM147 137V138H146ZM168 137V138H167ZM199 137V138H198ZM201 137V138H200ZM250 138V139H248V138ZM127 138V139H126ZM138 138H139V141L141 142V143H139V141H138V143H137V140H138ZM153 138H157V139H160V141L158 140V142H157V139H153ZM180 138H182V139H180ZM183 138H184V140H183ZM187 138V139H186ZM211 138V139H210ZM232 140H231V139ZM118 139V140H117ZM144 139H146V140H144ZM178 139V140H177ZM205 139V140H204ZM206 139H208V140H206ZM217 139H219V140H217ZM232 142V143H230V141ZM234 139V140H233ZM255 139H259V140H255ZM124 140V141H123ZM128 140V141H127ZM150 142H149V141ZM151 140L153 141V143L151 142ZM164 142H163V141ZM186 140V141H185ZM189 140H191L190 142H192L190 145L188 144V143H190L189 142ZM199 140V141H198ZM201 140V141H200ZM211 140V141H210ZM216 140V141H215ZM227 141V142H224V141ZM247 140H248V142H247ZM249 140L251 141V140H253V143H251V142H249ZM147 141H148V143H147ZM155 141V142H154ZM170 141H172V142H170ZM184 141H185V144L186 145H188L189 146V148H188V146H186L185 144H184ZM198 141V142H197ZM205 141V142H204ZM213 141L215 142V145H214V143H213ZM218 141V142H217ZM171 144H170V143ZM175 142V143H174ZM177 142H179V143H177ZM187 142V143H186ZM208 142V143H207ZM219 142H220V144L221 145H219ZM236 142V143H235ZM257 142V143H256ZM261 142H262V144H261ZM114 143V144H113ZM150 143H152V144H150ZM158 143V145H155V144H157ZM166 143V144H165ZM172 143H173V145H176V147L174 146V147H172ZM195 145H194V144ZM199 143V144H198ZM202 143H204V144H202ZM217 143H218V145H217ZM226 143H228V144H226ZM235 143V145L233 146V144ZM248 143V145L250 146L251 144V146L249 147V149H248V145L247 146H244L243 144H247ZM250 143V144H249ZM145 144H147L146 146H149V148L150 149H148V147H145ZM166 145V147H165V145ZM201 144V145H200ZM206 144H207V146H206ZM208 144H210V145H208ZM230 144H232V145H230ZM261 145V146H259V145ZM164 145V146H163ZM171 146V148H169L170 146ZM191 145H193V146H191ZM205 145V147H203ZM224 145V146H223ZM226 145H228V147L226 146ZM153 148H156V149H153ZM160 146L162 147H164L163 149L164 150H166V148L167 149H169V150H166V151H168V152H166V151H163V149H161L160 148ZM168 146V147H167ZM177 146H178V148H177ZM184 146V147H183ZM200 146L201 148L199 149L198 147ZM256 146V147H255ZM142 147H144V148H142ZM182 147V148H181ZM192 147V148H191ZM194 147V148H193ZM203 147V148H202ZM211 149L210 151V153H209V148ZM216 147H219V148H216ZM225 147H226V149H225ZM230 147V148H229ZM258 147V148H257ZM260 147V148H259ZM147 148V149H146ZM160 148V149H159ZM177 148V150L175 151L174 149H176ZM214 148V149H213ZM151 149H152V152H150L151 151ZM159 149V150H158ZM186 149V150H185ZM205 149V150H204ZM232 149H234L233 151H232ZM239 149H241V151L239 150ZM244 149V150H243ZM247 149H248V151H247ZM147 150H149V151H147ZM155 150H156V152H155ZM173 150V151H172ZM189 152H188V151ZM199 150V151H198ZM207 150V151H206ZM212 150H214V151H212ZM222 150V151H221ZM236 150V151H235ZM238 150V151H237ZM254 150V151H253ZM262 152H260V151ZM154 151V152H153ZM163 151V152H162ZM171 151H172V153H171ZM180 153V154H177L178 152ZM184 151V152H183ZM197 151V152H196ZM203 151V153L201 154V152ZM205 151V152H204ZM219 151V152H218ZM230 151H232V153H230ZM234 151L235 152H239V153H234ZM250 151H252L251 153H250ZM118 152V153H117ZM162 152V153H161ZM208 152V153H207ZM242 152V153H241ZM256 152H257V155H254V153L256 154ZM149 153H151V154H149ZM156 153V154H155ZM168 153V154H167ZM212 153H216L215 155L216 156H218V157H216L214 154H212ZM228 155H227V154ZM258 153H260V154H258ZM163 154H167L168 156H169V154H175L176 155V157L178 158V160H177V158L175 157V156H173V155H171V157H170V159H173V157H174V159H173V161L172 160H170V159H168V157H167V159L165 160V158H166V155H163ZM184 154V155H183ZM210 154H212V155H210ZM218 154V155H217ZM231 154V155H230ZM240 155V156H238V155ZM242 154V155H241ZM181 155V156H180ZM223 155H224V157H223ZM225 155H226V159H225ZM233 155H235V156H233ZM197 156V157H196ZM222 158H221V157ZM233 157V159L231 158V157ZM242 156V157H241ZM164 158L163 159V161H164V163L162 162V164H164L165 166H163V167H165V168H162L161 169V160L160 159H162V158ZM181 157V158H180ZM186 157V158H185ZM205 157V158H204ZM241 157V158H240ZM247 157V158H246ZM176 158V159H175ZM185 158V159H184ZM199 158V159H198ZM207 158H208V161H207ZM214 159V161H215V159H217V160H219L220 162L221 161H223V162H218L217 160V162L218 163H220V164H223V166L222 165H220L219 164V166H218V164H217V162L215 161H213V159ZM237 158V159H236ZM249 159L248 160V162L250 163V164H248L247 163V160L246 159ZM258 160L259 158H261L260 160H261V163H260V166H258L257 164L259 163V161H257L256 159ZM183 159V160H182ZM196 159V160H195ZM206 159V160H205ZM228 159V160H227ZM245 160V162H244V160ZM253 159V160H252ZM255 159V160H254ZM169 160H170V162H169ZM174 160H177V161H180V162H177V161H175L176 163H178V164H176V163H173L174 162ZM188 162H187V161ZM224 160H227L226 162L224 161ZM231 160H233V161H231ZM236 160H238V162H240V164L236 161ZM160 161V162H159ZM166 161H168V162H166ZM183 161H184V163H183ZM198 161V162H197ZM203 161V162H202ZM210 161V162H209ZM230 161V162H229ZM171 162L173 163V165H175V168L173 167V166H171L172 164H171ZM193 162V163H192ZM225 162V163H224ZM232 162V163H231ZM252 162V163H251ZM169 165H168V164ZM202 163V164H201ZM242 163V164H241ZM247 163V164H246ZM262 163H263V165H262ZM205 164V165H204ZM213 164H215V165H212ZM217 164V165H216ZM228 164V165H227ZM238 164V165H237ZM243 164H246V165H243ZM253 165V166H250V165ZM168 165V166H167ZM180 165V167H181V169H180V167H179V169H177L178 168V166ZM207 165V166H206ZM229 165H231V166H229ZM241 165V166H240ZM248 165V166H247ZM257 165V166H256ZM232 166H234V167H232ZM238 167V169H239V172H237L238 171V169H237V167ZM198 167V168H197ZM215 169H214V168ZM223 167V169H221ZM232 167V168H231ZM106 168V167H105ZM184 168V169H183ZM200 168V169H199ZM213 170H212V169ZM244 168V169H243ZM253 168H254V170H253ZM258 168V169H257ZM108 169V168H107ZM165 169H167V171H169V169H171L172 171H171V173H169V172H164L165 171ZM186 169V170H185ZM232 169H234V170H232ZM237 169V171H235ZM241 169H242V171H241ZM257 169V170H256ZM263 169V170H262ZM110 170V169H109ZM162 170V172H160ZM178 170H180V171H182V174H181V172L180 171H178ZM184 170V171H183ZM202 170V171H201ZM215 170V171H214ZM247 170V171H246ZM115 171V172H114ZM114 171L113 170H110V172H111V175L114 177V178H117V180H119L118 182H121V183H123L122 182V180H123V178H122V176L124 177V175L119 171V170H117V169H114ZM175 171H177V172H175ZM185 171H187V172H185ZM189 171V172H188ZM190 171L192 172V173H190ZM197 171V172H196ZM218 171H220V173L218 172ZM228 171V173L226 174V172ZM229 171H230V173H229ZM246 171V172H245ZM163 172L164 173H167V174H165L166 176H164V174H163ZM179 172H180V174L181 175H179ZM183 172L184 173H186V177H184V175L185 174H183ZM202 173V174H200V173ZM203 172L205 173L204 175L206 176H204L203 175ZM216 172V173H215ZM218 172V173H217ZM246 174H245V173ZM252 172V173H251ZM40 173V172H39ZM37 174V176H38V183H42L43 182V180H42V182H41V180H39V178H44V176H42L43 174H42V172L40 173V174H42V175H40V174ZM172 173H174V175L172 174ZM190 173L191 175H188V174ZM222 173L224 174H226V178H227V176H228V178H227V180L229 179V183L228 182H226L224 179V177H225V175H222ZM239 173H240V175H241V177H238V176H240L239 175ZM162 174V175H161ZM210 174H212V175H210ZM218 174V175H217ZM220 174V175H219ZM229 174H230V176H229ZM233 174H235L236 176H233ZM247 174H248V176H247ZM254 174V175H253ZM217 175V176H216ZM260 175V176H259ZM116 176V177H115ZM179 176H181V178L179 177ZM187 176H189V177H187ZM193 177V178H191V177ZM222 176H224V177H222ZM247 176V177H246ZM251 176H252V178H251ZM170 177V178H169ZM174 177V178H173ZM194 177H195V179H194ZM234 177V178H233ZM238 177V178H237ZM188 178V179H187ZM224 178V179H223ZM257 178V179H256ZM183 179V180H182ZM191 179H194V180H196L197 182H196V184L198 185V183H200L198 186H196V184L194 185V180H191ZM202 179V180H201ZM234 180V181H230V180ZM242 179V180H241ZM243 179H244V181H243ZM246 179V180H245ZM121 180V181H120ZM162 180V181H161ZM165 180H166V182H165ZM170 182H169V181ZM185 180H186V182H185ZM190 180V181H189ZM256 180V181H255ZM257 180H259V181H257ZM178 181V182H177ZM184 181V182H183ZM194 182V183H192V182ZM188 182H190V183H188ZM178 184L177 186H174V185H176V184ZM186 183V184H185ZM188 183V184H187ZM221 183V184H220ZM224 183V184H223ZM232 183V184H231ZM243 183V184H242ZM161 184V185H162ZM172 184H173V186H172ZM180 184H182V185H180ZM190 184L192 185V186H190ZM213 184V185H212ZM234 184V185H233ZM163 185L161 186V188H163ZM193 185H194V187H193ZM203 186V188H205V189H202L201 188V186ZM222 185V186H221ZM190 186V188H187V187H189ZM221 186V187H220ZM192 187V188H191ZM227 187V188H226ZM237 189H235V188ZM184 188H186V189H184ZM235 190H234V189ZM191 189H193V190H191ZM234 190L235 191V193L233 192V191H231V190ZM191 190V191H190ZM225 190V191H224ZM190 191V192H189ZM213 191V192H212ZM186 192H188V193H186ZM231 192V193H230ZM208 193V194H207ZM185 194V195H184ZM189 194V195H188ZM234 194V195H233ZM236 194V195H235ZM201 195H202V197H201ZM203 195H204V197H203ZM206 195V196H205ZM231 197H229V196ZM233 195V196H232ZM222 196V197H221ZM235 196V197H234ZM196 197V198H195ZM212 197V198H211ZM232 197H233V201L231 200L232 199ZM236 197H237V199H238V197H240V199L241 200H237L236 199ZM235 199V200H234ZM253 199H255V198H253ZM217 200V201H216ZM252 200V199H251ZM250 200V201H251ZM256 200V199H255ZM217 202V203H216ZM242 206V207H241ZM238 210H239V212H238ZM253 211V212H252ZM256 211V212H255ZM252 215V216H251ZM250 218V219H249ZM248 220H250L249 222H252V223H249L248 222ZM257 220V221H256ZM189 222H191L190 224H189ZM193 220H189V221H186V222H184V223H182V222H179V221H176L175 223L176 224H178L179 225V227H182V228H176V229H178L177 231H179L178 232V235L180 234V233H183V234H180L179 236H181V238L183 237L184 239H188L187 237H189L190 238V240H189V242H190V244H191V246L195 249H197V250H199L200 251V248L202 249V247L204 248V249H206L207 248V250L206 251H210L211 252V250H209L210 248H208L207 247V245L206 244H204L203 243V241H201L202 239H203V237H204V233L202 234L201 232H204V230H203V228L201 229V224L200 225H198L199 223L196 221V222H194ZM247 222V223H246ZM179 223H181V224H183V225H181V224H179ZM187 225H186V224ZM196 223V224H195ZM193 224V226L194 227H191V225ZM249 224V225H248ZM257 224V226H255ZM184 225H186L185 226V228L183 227ZM188 226H190L189 228H188ZM195 226H197V227H199V229L197 228V227H195ZM251 226V227H250ZM263 226V227H262ZM174 227H176L175 225H174ZM194 228V232H197V233H194L193 232V229ZM198 229L197 231L195 230V229ZM244 228V229H243ZM245 228H246V230H245ZM260 228V229H259ZM170 229H172L173 230V228L172 227H170ZM175 229V228H174ZM182 230V231H181ZM188 230H192V232L194 233L193 235L191 234V232H189V234H188ZM253 230V231H252ZM257 230V231H256ZM262 230V231H261ZM199 231V232H198ZM247 231H249V232H247ZM259 231V232H258ZM261 231V232H260ZM185 232V233H184ZM253 232H255V233H253ZM256 232H258V233H256ZM263 232V233H262ZM245 233V234H244ZM202 234L203 235V237H201L200 235ZM248 234V235H247ZM255 234V235H254ZM258 234V235H257ZM187 235H189V236H186ZM246 235V236H245ZM251 237H254V239H252V238H250V236ZM256 235L258 236V238H256ZM259 235H263V237H261V236H259ZM185 236V237H184ZM192 236V237H191ZM196 236V237H195ZM198 237V238H197ZM201 238V240H200V238ZM195 238H197L196 240H195ZM248 238V239H247ZM194 239V240H193ZM258 241H257V240ZM261 239V240H260ZM193 240V241H192ZM199 240V241H198ZM251 240V241H250ZM257 241L258 242V244H257V242H255V241ZM259 240L261 241V242H259ZM192 241V242H191ZM263 241V242H262ZM250 242H252V243H250ZM194 243V244H193ZM201 244V245H199V244ZM256 245H254V244ZM193 244V245H192ZM195 244H197V245H195ZM203 244V245H202ZM204 245H206V246H204ZM259 246V247H258ZM262 248H261V247ZM198 247V248H197ZM206 247V248H205ZM192 248V249H193ZM261 249V250H260ZM203 250V249H202ZM201 250V251H202ZM209 252V253H210Z\"/></svg>",
    "mask_w": 264,
    "mask_h": 264
}]
</instances>
